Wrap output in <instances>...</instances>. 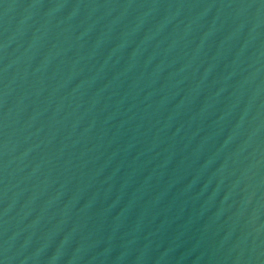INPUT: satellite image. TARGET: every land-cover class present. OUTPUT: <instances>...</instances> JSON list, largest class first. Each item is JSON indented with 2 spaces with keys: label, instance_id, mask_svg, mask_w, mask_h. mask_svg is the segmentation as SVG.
Listing matches in <instances>:
<instances>
[{
  "label": "water",
  "instance_id": "obj_1",
  "mask_svg": "<svg viewBox=\"0 0 264 264\" xmlns=\"http://www.w3.org/2000/svg\"><path fill=\"white\" fill-rule=\"evenodd\" d=\"M0 264H264V0H0Z\"/></svg>",
  "mask_w": 264,
  "mask_h": 264
}]
</instances>
